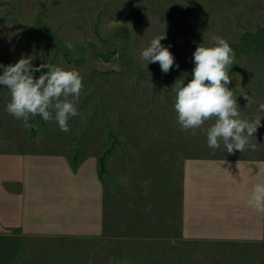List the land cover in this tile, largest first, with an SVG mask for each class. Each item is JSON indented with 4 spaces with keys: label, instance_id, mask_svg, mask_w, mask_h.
Returning <instances> with one entry per match:
<instances>
[{
    "label": "rangeland",
    "instance_id": "rangeland-1",
    "mask_svg": "<svg viewBox=\"0 0 264 264\" xmlns=\"http://www.w3.org/2000/svg\"><path fill=\"white\" fill-rule=\"evenodd\" d=\"M164 31L161 44L171 45L174 56L167 74L158 62L146 67L140 59ZM214 36L226 39L235 53L227 87L241 117L261 116L251 141L255 151L228 153L223 143L209 148L206 129L213 121L194 131L178 124L172 85L192 78L195 48L213 46ZM21 56H31L33 66L76 69L84 85L76 105L80 115L70 118L68 132L40 116L25 129L6 111L10 93L0 86V158L28 154L39 163L55 157L53 173L62 161L70 177L51 183L52 196L62 192L67 204L82 206L90 224L102 213V225L87 226L79 217L74 235L68 224L52 218L38 223L36 216L33 229L42 233L29 235L0 218V264H264V242L220 240L207 235L209 228L182 235L186 159H264V112L258 111L264 103V0H0V65ZM245 92L255 103L246 105L240 95ZM91 162L100 188L89 182ZM15 164L5 160L10 169L1 172L3 211L10 195L21 191L12 180L19 176L11 177ZM80 169L83 181L77 179ZM84 189L92 193L89 200ZM55 228L64 234L48 232Z\"/></svg>",
    "mask_w": 264,
    "mask_h": 264
},
{
    "label": "clouds",
    "instance_id": "clouds-1",
    "mask_svg": "<svg viewBox=\"0 0 264 264\" xmlns=\"http://www.w3.org/2000/svg\"><path fill=\"white\" fill-rule=\"evenodd\" d=\"M163 39H166L165 31L151 39L141 51L140 59L146 62V67L158 62L161 71L167 74L174 66V56L169 51L171 45L161 44ZM212 41L213 46L199 44L195 48L192 78L187 83L177 79L172 85L178 124L182 131H194L202 128L206 121H213L206 129L209 148H219L223 143L228 153L243 152L246 147L255 151L257 145L251 141L261 126V116L252 120L241 117L236 95L227 87L231 82L228 69L234 64L235 53L226 39L214 36ZM66 47L75 50L71 42H66ZM32 59L21 56L15 64L0 65L3 68L0 86L10 93L6 111L22 121L25 129L32 127L30 118L40 116L46 122L55 121L61 131H70L68 121L80 115L76 107L84 88L80 73L74 68L43 63L33 66ZM42 69L47 71L41 73ZM34 73L41 74L34 78ZM240 95L247 101L246 105L255 103L246 92ZM258 111L264 112V103L259 104ZM247 203L264 213V182L252 185Z\"/></svg>",
    "mask_w": 264,
    "mask_h": 264
},
{
    "label": "crops",
    "instance_id": "crops-1",
    "mask_svg": "<svg viewBox=\"0 0 264 264\" xmlns=\"http://www.w3.org/2000/svg\"><path fill=\"white\" fill-rule=\"evenodd\" d=\"M52 158L55 157H42L40 162L36 163L39 161L38 158L34 159L28 154L19 155L16 158L15 155H11L10 159H4L2 155V158H0L1 194L4 193V179L1 172L7 168H4L6 166L5 160L15 162L16 159L18 166L15 164L12 165V168L13 173L17 172L16 175L11 177L19 176L12 180H16L14 183L19 184L21 191H16L12 196L10 195L9 200L11 202L7 204V210L3 211L0 207L1 220H7L11 227L18 226L21 229L20 231L29 235L31 233H42L35 232L36 229H33L32 223L33 225L36 224V216L39 219L36 221L38 223L40 221L43 223L48 222V219L51 218L53 221L58 219L63 225L68 224L70 231L68 233L74 235L77 234L74 232H76V225L80 218L83 219L81 222L87 226H100L101 228L102 213L94 216V219L91 218L90 224L87 222L88 217H84L80 211L82 206L77 208L67 204L66 197H61L62 192H59V196H52L54 191H50L51 183H61L62 178L70 177L69 174H65L62 159H58L61 162L56 166L57 172L53 173L50 163L55 161H52ZM54 160L57 159L55 158ZM44 163L48 164L45 165ZM91 163H89L90 168L88 169V172H91L89 182L91 185L93 184L100 188L96 165ZM184 163L186 168V171L182 174L185 188V190L183 188L184 198L182 199V235L184 237L193 236L195 230V234L200 233L202 235L203 230L209 228L210 231L207 235L222 238L220 240L234 238L242 241L264 242V213L257 212L247 203L252 185L264 182L263 158L227 159L218 157L194 159L189 157ZM36 165H38L37 170ZM9 169L7 168L6 170ZM40 173L42 174L41 176L34 177ZM77 173L81 174L80 178H77L78 181H83L82 178L85 175L82 169ZM63 183L65 182L63 181ZM36 187L42 188L35 191ZM55 188L57 189L58 186L56 185ZM71 189L69 187L68 190ZM84 191L85 196L81 193L80 195L89 200L88 196L92 193L88 189H84ZM79 200L77 199V202L82 203ZM98 203L99 208H101V203ZM15 204L17 207L14 206ZM96 208L95 210H97ZM41 215L46 218H41ZM36 226L40 228L39 225ZM48 232L54 235L64 234V232H60L56 228ZM80 235H84V233L81 232Z\"/></svg>",
    "mask_w": 264,
    "mask_h": 264
}]
</instances>
